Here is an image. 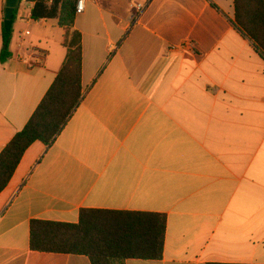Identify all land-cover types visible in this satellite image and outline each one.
<instances>
[{"label": "crops", "instance_id": "obj_1", "mask_svg": "<svg viewBox=\"0 0 264 264\" xmlns=\"http://www.w3.org/2000/svg\"><path fill=\"white\" fill-rule=\"evenodd\" d=\"M137 1L76 16L84 98L0 194V264H91L30 247L33 220L77 224L87 209L166 216L163 259L125 264H264V59L234 27L235 0H154L136 17ZM34 7L20 4L0 61V154L67 55L58 19Z\"/></svg>", "mask_w": 264, "mask_h": 264}, {"label": "trees", "instance_id": "obj_2", "mask_svg": "<svg viewBox=\"0 0 264 264\" xmlns=\"http://www.w3.org/2000/svg\"><path fill=\"white\" fill-rule=\"evenodd\" d=\"M77 0H54L48 6L37 0L35 21L58 19L65 30V61L51 88L25 126L0 154V194L8 187L25 153L35 142L50 147L81 105L82 36L74 30ZM234 27L264 59V0H235ZM18 9L14 12V23ZM13 28L3 30L0 61L12 57ZM167 218L162 214L82 210L77 224L33 220L30 226L32 251L85 256L91 264H125L128 260L161 261L164 256Z\"/></svg>", "mask_w": 264, "mask_h": 264}, {"label": "built area", "instance_id": "obj_3", "mask_svg": "<svg viewBox=\"0 0 264 264\" xmlns=\"http://www.w3.org/2000/svg\"><path fill=\"white\" fill-rule=\"evenodd\" d=\"M44 1L46 2L48 6L53 5V2H54V0H44ZM89 1H92V0H77L76 7H75L76 15H81L85 12L87 3ZM153 1L154 0H138L134 4L136 17H140L145 12V10L151 5ZM20 4L35 6L37 4V0H21Z\"/></svg>", "mask_w": 264, "mask_h": 264}, {"label": "water", "instance_id": "obj_4", "mask_svg": "<svg viewBox=\"0 0 264 264\" xmlns=\"http://www.w3.org/2000/svg\"><path fill=\"white\" fill-rule=\"evenodd\" d=\"M21 0H6L5 3V22L4 28L6 32H10L14 26V12L19 9Z\"/></svg>", "mask_w": 264, "mask_h": 264}, {"label": "rangeland", "instance_id": "obj_5", "mask_svg": "<svg viewBox=\"0 0 264 264\" xmlns=\"http://www.w3.org/2000/svg\"><path fill=\"white\" fill-rule=\"evenodd\" d=\"M19 28H22V25L18 19V15H17L16 22H15L14 27H13V37H16L19 35Z\"/></svg>", "mask_w": 264, "mask_h": 264}]
</instances>
